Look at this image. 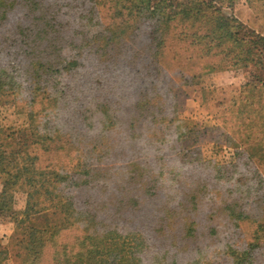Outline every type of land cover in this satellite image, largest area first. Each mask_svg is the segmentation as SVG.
<instances>
[{
  "label": "rangeland",
  "instance_id": "rangeland-1",
  "mask_svg": "<svg viewBox=\"0 0 264 264\" xmlns=\"http://www.w3.org/2000/svg\"><path fill=\"white\" fill-rule=\"evenodd\" d=\"M207 1L264 37V0ZM140 19L101 58L91 1L0 0V264H264V88L229 60L181 70Z\"/></svg>",
  "mask_w": 264,
  "mask_h": 264
},
{
  "label": "trees",
  "instance_id": "trees-1",
  "mask_svg": "<svg viewBox=\"0 0 264 264\" xmlns=\"http://www.w3.org/2000/svg\"><path fill=\"white\" fill-rule=\"evenodd\" d=\"M98 11L100 30L89 37H85L84 46L95 49L101 58L119 55L127 41L133 35V31L143 23L150 29V44L156 43L155 55L160 54V49L168 45H177L173 55V61L181 70L189 68L194 61L217 58L221 62L231 61V65L249 71L251 89L264 88V37L246 32V27L235 17H227L217 12V7L207 0H89ZM194 47L195 49H192ZM90 48V49H91ZM92 51V50H91ZM161 55V54H160ZM164 53L162 57H164ZM165 58V57H164ZM192 62V63H191ZM189 63V65H185ZM208 67L207 63H203ZM220 67V66H219ZM206 68H203L205 70ZM215 69V67L213 68ZM182 73V71H181ZM161 118L144 116V123L153 125L165 121L174 123L177 127V117L170 114ZM142 113L133 119L132 130L136 128L137 120H141ZM160 117V115H159ZM159 120V121H156ZM130 127V126H129ZM143 140V133H129L125 141ZM176 158L183 164L189 161L202 162V155L192 154L187 149L178 150ZM141 159L138 153L132 154ZM130 155V157H132ZM141 157V158H138ZM157 160V159H156ZM136 160L131 161L133 165ZM159 164L158 161H156ZM146 168L142 185L144 192L149 197L154 187L160 185L163 171ZM158 177L157 179H155ZM154 183L151 185V183ZM157 190V189H156ZM157 193L155 194V196ZM156 198V197H155ZM190 230V229H189Z\"/></svg>",
  "mask_w": 264,
  "mask_h": 264
}]
</instances>
